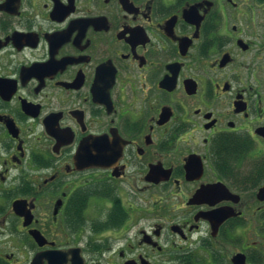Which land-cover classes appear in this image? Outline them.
Segmentation results:
<instances>
[{"label": "flooded vegetation", "instance_id": "obj_1", "mask_svg": "<svg viewBox=\"0 0 264 264\" xmlns=\"http://www.w3.org/2000/svg\"><path fill=\"white\" fill-rule=\"evenodd\" d=\"M0 264H264V0H0Z\"/></svg>", "mask_w": 264, "mask_h": 264}]
</instances>
